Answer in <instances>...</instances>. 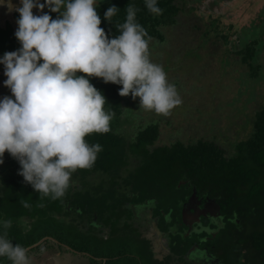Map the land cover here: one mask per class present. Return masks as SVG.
I'll use <instances>...</instances> for the list:
<instances>
[{
    "label": "trees",
    "instance_id": "obj_1",
    "mask_svg": "<svg viewBox=\"0 0 264 264\" xmlns=\"http://www.w3.org/2000/svg\"><path fill=\"white\" fill-rule=\"evenodd\" d=\"M178 1L159 0L158 6L163 13L154 16L145 8L143 0H103L97 8L100 27L109 38L117 36L119 32L115 23L124 21L125 9L132 3L139 9L138 22L145 27L151 39L164 42L161 28L178 23L177 16L182 11ZM258 3L254 4L255 8ZM113 5L120 11L109 22L104 19V12ZM48 14L53 19L58 16V13ZM260 15H264V11H259L257 17L261 23L255 26L260 36L252 35L235 51L240 63L250 70V79L259 76L261 68L255 65L260 41L264 38V16L261 18ZM14 17L17 20L19 14ZM244 32L251 34L247 30ZM14 33L10 22L0 26V57L5 52L19 49ZM219 37L227 39L223 35ZM90 82L104 95L106 110H111L118 117L131 110V107H124V104H129L126 96L119 95L121 85L104 83L95 77L90 78ZM247 123L249 133L235 143L234 150L230 152L215 140L203 138L188 143L176 140L154 146L160 136V125L157 123L139 130L128 143L125 135L117 133L111 125V131L106 134L94 133L85 137L90 144H101L103 150L91 169L77 170L72 175L70 186L60 199L42 198L40 193L35 192L18 175L19 163L17 169L4 167V172L0 173V219L12 221L8 236L13 244L28 249L42 241L28 253L41 250L45 245L57 250V254L64 259L66 253H71L76 260L78 257L88 259V264H172L169 260L160 261L154 257L150 242L143 239L140 231L127 221L129 210H126V201L130 198L114 187L116 178L127 164V153L131 152L141 159L127 178V183L131 182L139 190L135 199L155 196L161 200L163 194L182 196L186 190L184 187L177 188L178 181L189 179L197 194L216 197L220 204L224 226L217 237L225 246L226 240L229 241L232 252L229 263L264 264V102ZM94 174L100 175L102 180L96 185L98 187L88 189L84 186L88 183L85 178ZM23 202L30 207L25 208ZM125 215L126 219H123ZM101 226L108 227L104 235ZM205 235L209 234L202 233V238ZM244 250L246 260L242 262L240 256ZM222 252H226L223 245ZM0 264L10 262L0 258Z\"/></svg>",
    "mask_w": 264,
    "mask_h": 264
},
{
    "label": "clouds",
    "instance_id": "obj_2",
    "mask_svg": "<svg viewBox=\"0 0 264 264\" xmlns=\"http://www.w3.org/2000/svg\"><path fill=\"white\" fill-rule=\"evenodd\" d=\"M102 2L19 0L15 7L20 47L0 57L11 92L0 99V164L5 152L16 159L18 175L42 198H62L72 175L91 169L103 150L85 137L111 131L115 113L105 109L107 101L90 78L121 85L120 96L139 98V108L157 115L168 116L181 103L163 66L151 59V37L137 20L136 5H127L124 21L115 23L119 34L109 38L97 12ZM158 2L143 0L154 16L163 13ZM45 8L58 16L53 19ZM119 11L108 7L104 19L112 22ZM11 227V220L0 219V258L31 264L37 255L12 243Z\"/></svg>",
    "mask_w": 264,
    "mask_h": 264
},
{
    "label": "rangeland",
    "instance_id": "obj_3",
    "mask_svg": "<svg viewBox=\"0 0 264 264\" xmlns=\"http://www.w3.org/2000/svg\"><path fill=\"white\" fill-rule=\"evenodd\" d=\"M18 5L19 0H0V26L9 21L16 31L14 16L18 14L15 11ZM178 5L182 9L177 16L178 23L161 28L165 41L151 39L149 50L152 61L162 65L169 82L175 84L181 103L168 116H162L139 108V98L133 100L129 95L126 101L131 105L124 104V107L131 110L119 117L114 115L111 125L117 133L125 135L126 141H131L135 133L147 125L157 123L160 136L156 145L203 138L213 139L228 152L233 151L234 144L249 133L248 119L264 102V38L255 59V65L261 66L256 78L250 79V70L235 54L245 40L249 41L252 35L260 36L255 26L261 23L257 16L259 11H264V0H179ZM43 12H47V8ZM33 14L43 13L33 9ZM245 30L251 34H245ZM222 35L227 39H220ZM0 72V97H11L10 89L3 83L6 79L3 65ZM1 166L11 165L3 159ZM86 178L90 183L99 182L101 176ZM44 252L57 255V250L51 247ZM31 255L36 254L30 252ZM38 257L37 261L41 262ZM48 258L50 260L46 257L43 264L50 263ZM73 259L75 262L71 264H88L84 257Z\"/></svg>",
    "mask_w": 264,
    "mask_h": 264
},
{
    "label": "flooded vegetation",
    "instance_id": "obj_4",
    "mask_svg": "<svg viewBox=\"0 0 264 264\" xmlns=\"http://www.w3.org/2000/svg\"><path fill=\"white\" fill-rule=\"evenodd\" d=\"M156 143L154 146H157ZM127 154V164L116 178L117 191L124 192V196L130 198L126 201V210H129L127 221L140 231L143 239L150 242L154 257L160 261L169 260L168 262L172 264H230L232 252L228 245L229 241L226 240L225 246L217 237L224 226L217 198L207 194H197L196 187L185 178L180 179L177 184V188L184 187L186 190L182 196L163 194L161 200L155 196L144 200L135 199L139 195V190L135 189L131 182L127 183V178L137 168L141 159L131 152ZM3 159L11 165L5 169H17L18 161L7 152ZM3 170L4 167L1 166L0 173L4 172ZM98 179L100 182L102 177ZM88 180L90 179L86 178L87 182ZM99 182H88L86 186L90 189L91 185L96 186L100 184ZM160 201L164 207L161 206ZM211 208L212 210L209 211ZM123 219H126V215ZM236 221L238 224L239 220ZM101 228H103L102 235L108 232V227L101 226ZM202 233L209 235L202 238ZM207 240L210 242L206 243ZM222 245L224 249L226 248V252H222ZM46 249L43 245L41 250L34 252L37 256H41ZM245 252V250L242 251L240 256L242 262L246 260Z\"/></svg>",
    "mask_w": 264,
    "mask_h": 264
},
{
    "label": "crops",
    "instance_id": "obj_5",
    "mask_svg": "<svg viewBox=\"0 0 264 264\" xmlns=\"http://www.w3.org/2000/svg\"><path fill=\"white\" fill-rule=\"evenodd\" d=\"M47 252H44L40 258L39 261L41 262H38L36 258L34 257H31V262H33V264H43V259L46 258V257H50V260L49 258L47 260L50 261V263H46V264H71L72 261H73V258L71 257V253H66L65 255V259L63 257H59L58 254L55 256H52L51 254H47ZM58 256V257H57Z\"/></svg>",
    "mask_w": 264,
    "mask_h": 264
},
{
    "label": "water",
    "instance_id": "obj_6",
    "mask_svg": "<svg viewBox=\"0 0 264 264\" xmlns=\"http://www.w3.org/2000/svg\"><path fill=\"white\" fill-rule=\"evenodd\" d=\"M211 210H212V208H211V209H209V211H211ZM218 212H219V209H218ZM41 242H42V241H41ZM41 242H39V243H37V244H35V245H33V246L29 247V248H28V250H30L32 247H34V248H35V247H36V246H38V245H39Z\"/></svg>",
    "mask_w": 264,
    "mask_h": 264
}]
</instances>
